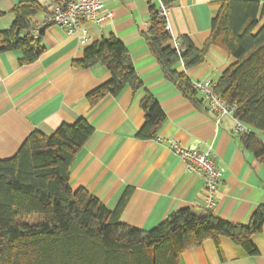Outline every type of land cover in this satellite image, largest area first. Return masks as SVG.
Instances as JSON below:
<instances>
[{"label":"crops","instance_id":"1","mask_svg":"<svg viewBox=\"0 0 264 264\" xmlns=\"http://www.w3.org/2000/svg\"><path fill=\"white\" fill-rule=\"evenodd\" d=\"M38 1L51 9L55 0H0V30L14 22L12 9L22 2ZM223 0H179L167 15L175 38L189 37L202 48L212 33V19ZM264 4V0H257ZM112 18L97 25L87 22L89 44L118 37L127 47L135 70L145 88L157 99L167 119L155 140H141L137 133L145 122L141 106L144 92L133 95L127 89L119 98L106 96L90 106L87 93L109 79L107 68L98 63L89 69L76 68L84 48L77 34L59 26L45 28V52L30 65H20V51L0 54V159L16 154L35 129L52 134L63 123L85 118L94 133L78 153L70 168L73 190L86 189L114 210L122 195L131 189L121 221L150 231L168 215L183 208L200 211L206 204L203 176L185 169L171 149L173 142L188 149H211L223 170L214 212L233 223L247 224L254 211L264 205V164L243 149L233 118L224 117L220 125L204 110V96L198 92L194 102L163 72L151 52L150 0L106 2ZM47 13L34 19L39 28ZM264 26V16L258 27ZM34 29V30H35ZM236 59L212 45L206 60L188 71L193 82L218 81ZM183 64H181L182 68ZM259 255L248 256L229 238L222 237L218 249L208 239L187 250L180 264H264V225L252 238Z\"/></svg>","mask_w":264,"mask_h":264},{"label":"trees","instance_id":"2","mask_svg":"<svg viewBox=\"0 0 264 264\" xmlns=\"http://www.w3.org/2000/svg\"><path fill=\"white\" fill-rule=\"evenodd\" d=\"M160 1L170 9L179 0ZM49 11L38 1L15 5L11 27L0 30V54L20 51V65L36 62L45 52V28L34 36V19ZM262 16L264 4L257 0H223L204 46L200 49L184 36L177 38L178 51L160 3L150 0L147 40L165 76L201 104L188 71L206 60L212 45L236 59L219 77L216 92L235 106L236 120L247 128L239 135L243 149L264 164V26L258 27ZM98 63L107 68L109 79L87 93L89 105L106 96L119 98L129 88L133 95L143 91L145 122L137 138L157 139L167 116L145 88L125 44L115 35L101 38L88 44L73 66L89 69ZM93 133L83 117L63 123L52 134L35 129L15 155L0 159V264H180L184 252L208 239L220 249L222 237L248 256L259 255L252 238L262 232L264 205L247 224L225 220L204 206L200 211H175L143 231L121 221L131 189L114 210L84 188L73 190L71 165Z\"/></svg>","mask_w":264,"mask_h":264},{"label":"built area","instance_id":"3","mask_svg":"<svg viewBox=\"0 0 264 264\" xmlns=\"http://www.w3.org/2000/svg\"><path fill=\"white\" fill-rule=\"evenodd\" d=\"M117 0H55L50 11L47 13L42 25L33 30V35L38 36L40 30L50 26H59L64 28L70 34H77L82 45H88L90 35L87 22H93L97 25L102 24L106 19L112 18V13L105 11L106 2ZM160 13L167 20L169 8L160 0ZM166 28L170 30L169 24ZM174 47L180 51V42L173 37ZM194 88L204 96V110L217 125H220L224 117L233 118L236 122V131L245 132L246 127L235 118V106L225 102L216 92L217 81L210 79L200 80L193 83ZM161 141L160 138H158ZM173 152L179 156L185 169L193 174L201 175L205 181L207 191V201L205 206L214 209L216 199L220 191L223 170L219 167L216 157L211 149L199 150L188 149L177 142L171 144Z\"/></svg>","mask_w":264,"mask_h":264}]
</instances>
